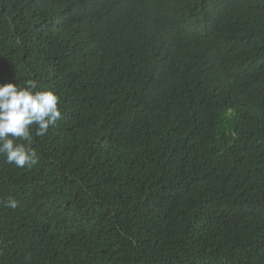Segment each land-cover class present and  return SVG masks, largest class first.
<instances>
[{
  "label": "trees",
  "instance_id": "trees-1",
  "mask_svg": "<svg viewBox=\"0 0 264 264\" xmlns=\"http://www.w3.org/2000/svg\"><path fill=\"white\" fill-rule=\"evenodd\" d=\"M28 79L61 118L0 155V264H264V0H0Z\"/></svg>",
  "mask_w": 264,
  "mask_h": 264
},
{
  "label": "clouds",
  "instance_id": "clouds-1",
  "mask_svg": "<svg viewBox=\"0 0 264 264\" xmlns=\"http://www.w3.org/2000/svg\"><path fill=\"white\" fill-rule=\"evenodd\" d=\"M58 102V95L40 90L35 79L26 80L23 86L0 82V155L6 163L31 168L38 162L31 147L33 133L44 136L61 118ZM6 206L14 209L17 202L9 199Z\"/></svg>",
  "mask_w": 264,
  "mask_h": 264
}]
</instances>
